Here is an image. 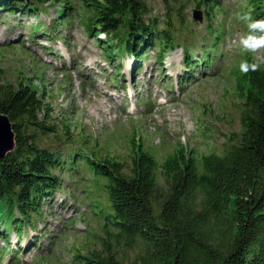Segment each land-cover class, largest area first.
Segmentation results:
<instances>
[{"label": "trees", "instance_id": "1", "mask_svg": "<svg viewBox=\"0 0 264 264\" xmlns=\"http://www.w3.org/2000/svg\"><path fill=\"white\" fill-rule=\"evenodd\" d=\"M46 1L0 0V10L16 15L17 10L33 6L38 16L41 9L36 6ZM163 1L185 5V0ZM245 1L244 13L264 20V0ZM83 2V14H79L85 31L105 44L109 60L126 54L139 65L153 51L157 65H162L176 50V24L168 13L161 28L158 17H151L148 0ZM68 4L65 8L72 10ZM197 7L203 8L202 3L198 1ZM63 14L66 17H59L62 21L55 25L71 20L68 12ZM36 30L42 31V25ZM188 49L182 81L218 61L201 53L191 63L196 55ZM233 75L241 130L226 137L221 151L198 156L178 144L159 162L134 137L131 165H127L98 160L85 142L68 151L43 145V137L60 133L49 122L42 93L34 83L4 81L0 69V114L10 119L16 136L15 150L0 160V210L6 215L1 225L10 222V231L24 236L23 229L33 224V218L43 220L44 207L63 188L62 176L73 180L89 171L95 182H101L96 189L105 196V202L90 205L103 236L95 241L99 248L79 250L71 264H264V66L247 55ZM66 126L70 136V126ZM71 140L66 144L77 146L78 141ZM10 231L0 227L4 241H9ZM12 252L10 262L21 264L20 255Z\"/></svg>", "mask_w": 264, "mask_h": 264}, {"label": "rangeland", "instance_id": "2", "mask_svg": "<svg viewBox=\"0 0 264 264\" xmlns=\"http://www.w3.org/2000/svg\"><path fill=\"white\" fill-rule=\"evenodd\" d=\"M198 1L203 8L197 7ZM213 1L216 5L207 12ZM68 3L72 10L65 8ZM148 4L151 17H158L161 28L168 13L176 24V50L162 65H157L153 51L139 65L126 54L109 60L105 44L85 31L80 16L83 0H47L36 6L41 9L38 16L33 6L17 10L16 15L0 10L4 81L34 83L48 104L49 122L60 133L43 137V145L68 151L85 142L98 160L131 165L134 137L163 162L178 144L198 156L219 152L226 137L241 130L233 71L247 55L264 66V48L251 52L239 44L248 28L236 14L245 12L246 1L185 0L183 5L148 0ZM63 11L71 20L55 25L65 16ZM195 11H200L202 22L194 21ZM39 25L43 30L37 33ZM187 47L196 55L191 63L201 53L218 58L211 62L212 68L195 69V77L188 82L181 80L187 68ZM70 137L78 141L77 146L66 144ZM84 174L73 180L62 176V190L44 207L43 220L33 218V224L24 227V236L15 229L10 231V219L7 226L0 222L3 230L10 231L9 241L0 234V264L16 263L10 262L12 251L16 257L20 255L21 264H71L79 250L100 247L95 241L103 236L102 225L90 205L105 202V196L96 189L101 182H95L89 171ZM0 219H6L4 210H0Z\"/></svg>", "mask_w": 264, "mask_h": 264}, {"label": "clouds", "instance_id": "3", "mask_svg": "<svg viewBox=\"0 0 264 264\" xmlns=\"http://www.w3.org/2000/svg\"><path fill=\"white\" fill-rule=\"evenodd\" d=\"M236 15L248 28V34L240 39V47L246 51L259 52L264 48V20L253 19L251 13H237ZM250 42H254L255 46H250Z\"/></svg>", "mask_w": 264, "mask_h": 264}, {"label": "water", "instance_id": "4", "mask_svg": "<svg viewBox=\"0 0 264 264\" xmlns=\"http://www.w3.org/2000/svg\"><path fill=\"white\" fill-rule=\"evenodd\" d=\"M195 22H202L200 11H195ZM16 136L10 119L0 114V160L13 152L16 147Z\"/></svg>", "mask_w": 264, "mask_h": 264}]
</instances>
